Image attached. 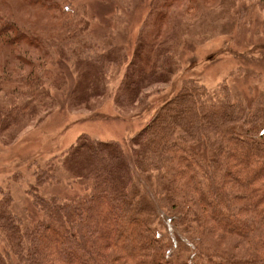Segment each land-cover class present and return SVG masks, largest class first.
<instances>
[{"label": "trees", "instance_id": "16d2710c", "mask_svg": "<svg viewBox=\"0 0 264 264\" xmlns=\"http://www.w3.org/2000/svg\"><path fill=\"white\" fill-rule=\"evenodd\" d=\"M161 1L127 60L121 47L93 53L89 21L71 0H0V136L16 141L53 107L50 89L67 83L48 67L53 45L76 74L75 107L102 99L106 72L125 59L114 101L129 110L179 70L174 45L184 33L168 31L176 9L225 18L234 3ZM181 86L125 145L83 135L67 149L63 167L87 194L33 193L43 215L33 227L0 190V264H264V95L237 99L225 86L215 98L196 81ZM51 178L53 166L37 173L39 185Z\"/></svg>", "mask_w": 264, "mask_h": 264}, {"label": "rangeland", "instance_id": "374dc122", "mask_svg": "<svg viewBox=\"0 0 264 264\" xmlns=\"http://www.w3.org/2000/svg\"><path fill=\"white\" fill-rule=\"evenodd\" d=\"M71 1L76 16L89 21L90 28L83 38L93 43V53L121 47L127 60H131L146 26L151 29L162 3L161 0ZM232 2L225 18L221 11L213 13L214 8L197 19L176 9L175 25L168 31L174 32L173 36L179 30L184 33L174 45L179 70L169 83L145 91L139 103L129 110L119 111L114 101L124 76L125 59L119 63L122 66L113 65L106 72L107 93L102 99L93 100L87 104L89 107H75L69 96L76 84V74L70 63L58 56L56 45L52 46L53 59H48V67L67 76V83L61 89H50L53 107L16 141L5 138L6 141L0 136V190L11 194L13 212L24 228H31L43 219L32 204L33 193L61 200L80 199L87 194L85 182L73 178L62 164L63 154L81 136L125 145L189 80L203 85L215 98H221L222 90H227L225 86L237 99L250 101L264 95V10L257 0ZM68 46L64 44L63 48ZM51 166L55 178L39 185L37 173Z\"/></svg>", "mask_w": 264, "mask_h": 264}]
</instances>
